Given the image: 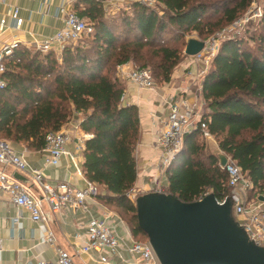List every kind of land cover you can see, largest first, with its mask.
<instances>
[{
  "label": "trees",
  "instance_id": "16d2710c",
  "mask_svg": "<svg viewBox=\"0 0 264 264\" xmlns=\"http://www.w3.org/2000/svg\"><path fill=\"white\" fill-rule=\"evenodd\" d=\"M251 1L226 0L215 20L211 16L218 7L208 14L215 0H157L156 8L133 2L116 14L100 0L77 2L74 10L93 27L92 33L59 56L20 47L6 59L0 139L40 151L48 132L81 114L80 129L91 135L82 153L84 178L99 187L97 199L125 222L133 239L147 242L135 204L127 197L137 180L139 113L136 105L121 102L125 84L116 67L131 62L149 69L155 83L163 85L186 57V33L204 40L236 20ZM257 30L250 37L253 45L240 37L221 41L201 88L207 130L250 181V198L264 195V6ZM201 135L197 129L185 136L167 169L163 192L185 203L213 194L222 204L232 189L218 155L205 152Z\"/></svg>",
  "mask_w": 264,
  "mask_h": 264
},
{
  "label": "built area",
  "instance_id": "2783aa9c",
  "mask_svg": "<svg viewBox=\"0 0 264 264\" xmlns=\"http://www.w3.org/2000/svg\"><path fill=\"white\" fill-rule=\"evenodd\" d=\"M150 8L157 7V0H134ZM132 2V1H131ZM60 12L63 15V25L55 33L37 42L34 52L46 53L54 51L58 56L62 50L73 42L78 41L84 35L92 33L93 27L80 18L74 8L62 6ZM7 17L13 21V27L19 29L23 19L19 15V8L10 5L7 10ZM234 21L231 26L218 31L215 36L208 39H200L204 42L202 49L193 56H186L198 66L195 76L203 79L207 73L212 59L217 53L220 43L224 39L231 38L229 33H233L236 25ZM8 27L6 17L0 20V31ZM22 47L18 39L5 43L0 48V88L5 86L2 73L6 70V59L13 57L16 49ZM116 74L118 78L131 84L137 89H153L156 86L151 72L146 68H139L131 62L117 65ZM202 85L196 83L194 89L186 88L177 90L178 93H167L162 95L165 116L162 119V127L157 131L154 143L159 152L156 177L152 178L150 192H163L159 184V176H165L168 167L180 153L185 136L199 129L204 137L210 135L205 121H203L205 102L201 93ZM125 97L123 92L121 101ZM77 127V125H75ZM91 135L81 133L78 137L75 154L67 152L66 144L70 140L67 131H51L45 136V145L39 152L43 154L44 167H56L63 157L69 156L74 163L75 173L82 177V164L78 157L83 153L84 142ZM11 167L16 172L25 173L35 184L41 195L35 196L30 190L7 175L6 168ZM229 180V187L232 189L230 200L232 201V216L236 223L241 226L249 239L256 245L264 247V195L249 198L251 183L242 174L240 168L230 158L224 167H220ZM84 177V176H83ZM0 193L6 195L9 201L20 211H25L28 218L35 224L46 223V213L44 205L51 213H58L68 207L88 213V204L100 195L99 187L86 180L82 188H75L68 182H59L55 186L50 185L41 170L30 168L22 156L15 151L12 143L5 139H0ZM164 193V192H163ZM138 191L132 189L127 197L134 203ZM203 198V197H202ZM201 199V198H200ZM19 216L12 219L13 224H17ZM112 220V222H110ZM115 223L122 224L120 217L112 211H106L101 218L90 217L85 231V238L82 240L76 236L73 246L82 254L94 255L96 261L101 264H108V256L115 255L121 248V239L115 230ZM53 233L46 231L44 243L49 246L54 245ZM56 250L54 261L39 260L36 264H73L68 252L62 249ZM125 250L137 258L139 262L145 264H158L152 248L148 242H138L131 240Z\"/></svg>",
  "mask_w": 264,
  "mask_h": 264
},
{
  "label": "crops",
  "instance_id": "0c3cea01",
  "mask_svg": "<svg viewBox=\"0 0 264 264\" xmlns=\"http://www.w3.org/2000/svg\"><path fill=\"white\" fill-rule=\"evenodd\" d=\"M79 1L81 0H0V20L6 17L8 24L5 30L0 31V48L5 43L18 39L22 43V47L34 51L37 42L52 36L63 25L60 8L65 5L75 8L74 6ZM131 1L135 2L134 0H106L102 3L107 12L116 14L117 10L128 9ZM10 5L19 8V15L23 19L19 29H15L13 21L7 17ZM197 69L198 66L192 62V59L185 57L173 71L171 79L163 85L156 84L153 89H137L131 84L124 83L125 97L121 102L123 105L137 106L141 128V136L135 151L137 180L133 187L138 191V195L150 192L152 178L156 177L159 152L155 146L154 138L162 127V119L166 112L163 107L162 95L170 92L178 93L177 90L182 91L186 88L193 90L196 83L202 85L203 79L195 76ZM81 119V114H75L61 128L70 135V140L66 144L67 152L70 154H75L78 137L84 133L79 126ZM201 138L208 143L209 146H207L212 154H222L216 140L211 135L207 137L201 135ZM12 145L30 168L42 171L45 180L50 185L55 186L59 182H68L75 188H82L85 185L86 179L75 173L74 163L69 156L63 157L56 167H44L41 152L30 151L17 143H12ZM78 159L82 164L83 155L79 154ZM6 173L14 179L20 175L24 181L22 184L33 195H41L38 187L32 183L27 174L16 172L11 167L6 168ZM158 181L164 190L168 185L167 175H160ZM88 210L89 212L86 214L68 207L58 213H51L44 205L46 223L35 224L30 221L25 211L15 208L8 197L0 193V264H36L39 260L54 261L56 259L55 249L68 252L73 264H101L95 260L94 255L82 254L73 246L76 236L82 240L85 238L86 225L90 217L101 218L106 211H111L97 198L89 202ZM16 216H19V220L17 224H13L12 219ZM122 222V224L115 223L116 233L122 243L121 248L117 254L108 256V264H145L139 262L125 250L133 237L125 222L123 220ZM47 230L53 233L55 239L53 246L44 243Z\"/></svg>",
  "mask_w": 264,
  "mask_h": 264
},
{
  "label": "water",
  "instance_id": "95a60500",
  "mask_svg": "<svg viewBox=\"0 0 264 264\" xmlns=\"http://www.w3.org/2000/svg\"><path fill=\"white\" fill-rule=\"evenodd\" d=\"M203 45L202 40L189 38L184 53L196 55ZM218 158L224 167L227 158L223 154ZM15 179L24 183L20 175ZM134 204L138 228L158 264H264V247L235 222L230 199L220 204L207 194L185 203L154 191L137 196Z\"/></svg>",
  "mask_w": 264,
  "mask_h": 264
},
{
  "label": "rangeland",
  "instance_id": "374dc122",
  "mask_svg": "<svg viewBox=\"0 0 264 264\" xmlns=\"http://www.w3.org/2000/svg\"><path fill=\"white\" fill-rule=\"evenodd\" d=\"M225 1L226 0H215V2L212 3V5L210 6L211 8L208 11V14H213L215 9L218 7V10L216 9L217 14L212 15V16L209 15V16H211L212 20L217 19L218 15L220 16L222 9L219 6H221V4L224 3ZM131 3H133V2H131ZM131 3H129V4H131ZM263 6H264V0H252L250 5H249V7L247 8V10H245L243 13H241L239 15V17L236 20H234V21H238V22H236V25H239V27L235 28L233 33H231V34L229 33V36H231V38H235V37L243 38L250 45H253V41L250 39V37L256 35V33L258 31L257 29L259 27V20H260L261 14H262ZM120 10H122V9H120ZM118 12H119V10H117V13ZM232 23L225 24L223 27L216 29L213 33H211L205 39H208V38H210L212 36H215L218 31H221L224 28H227V27L231 26ZM189 38L201 39L194 32L186 33V35H185L186 43H187V40ZM185 47H183V54H185L184 53ZM200 139L202 141H204V143H205V146H206V151L205 152L206 153H210L211 151H210V149L208 147L209 146L208 143L205 142V139H203V138H200ZM121 217L124 219L123 216H121Z\"/></svg>",
  "mask_w": 264,
  "mask_h": 264
}]
</instances>
